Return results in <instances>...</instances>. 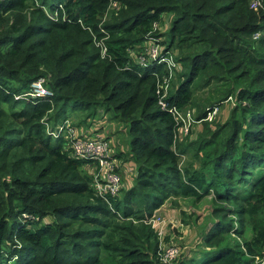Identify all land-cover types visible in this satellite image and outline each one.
I'll use <instances>...</instances> for the list:
<instances>
[{"label": "trees", "instance_id": "16d2710c", "mask_svg": "<svg viewBox=\"0 0 264 264\" xmlns=\"http://www.w3.org/2000/svg\"><path fill=\"white\" fill-rule=\"evenodd\" d=\"M253 1L0 0V264H159L170 245L174 264L264 259V0ZM161 96L196 109V138L181 142ZM228 101V119L210 121ZM105 116L126 133L116 158L132 180L107 198L67 136L50 134L69 122L91 137ZM210 196L195 249L150 221Z\"/></svg>", "mask_w": 264, "mask_h": 264}, {"label": "built area", "instance_id": "2783aa9c", "mask_svg": "<svg viewBox=\"0 0 264 264\" xmlns=\"http://www.w3.org/2000/svg\"><path fill=\"white\" fill-rule=\"evenodd\" d=\"M260 3V0H254L251 4L252 8H257ZM149 55L152 60L158 61L160 63L168 61L167 57L161 54V50L157 46H153L151 48ZM142 62H145V58L142 59ZM38 84L42 89V95L48 94V92L43 89L41 83ZM160 93L161 91L159 94ZM160 104L163 110L169 111V113L173 114V116L178 120V123L183 124L181 129H187V133L189 134L190 130L189 127L187 128V126H190L191 122L194 121V116L192 113L195 112V110L189 111L185 116L179 113L176 109H169L167 103L163 99V96H161ZM208 119L212 120L213 114H209ZM58 129L59 130L55 132L50 131V134H54L56 138H59L62 134L67 136L68 140L71 142L73 155L78 159L84 160L88 163V168H90V171L94 176V184L98 194L104 198H107L108 196L117 197L120 194L122 188V178L118 171L119 164L117 162V158L111 143L109 142L111 140L107 138L104 139L102 137H95V135L91 137L80 138L77 132L70 128L69 122H66V127L61 125L58 127ZM150 221L155 228L161 227L160 235H163V228L165 227L166 223L159 224L157 221V214H154ZM178 255H180V248L170 245L161 250L159 264H174V261Z\"/></svg>", "mask_w": 264, "mask_h": 264}, {"label": "rangeland", "instance_id": "374dc122", "mask_svg": "<svg viewBox=\"0 0 264 264\" xmlns=\"http://www.w3.org/2000/svg\"><path fill=\"white\" fill-rule=\"evenodd\" d=\"M260 5L261 3L257 6V8H260ZM165 19L166 26H168L163 30L164 32H166L171 27V16H166ZM39 86V84H35V92L43 94L42 89ZM205 93L206 95L204 96H207V90L205 91ZM233 106V101H228L221 107L218 106L213 113L212 120L214 121L216 119V121L225 122L228 119ZM194 110L195 112L192 113V115L194 116V121H192L191 125L187 126V128L189 127V130L193 131L192 137L196 138L202 131V123L196 121V116L198 115V113L196 109ZM76 118L77 116L75 117V122H78ZM101 122L102 125L106 124V126L103 128V130L97 132L95 134V137H102L104 139L107 138L111 140L109 142L111 143L115 156H119L120 146H122L123 144L125 145L126 142V133L122 128V125L116 121L111 120L109 116H105L104 120H101ZM187 134V129L181 130L180 136L184 137ZM185 139L186 138H184L181 142H183ZM117 162L120 166L119 173L121 175L123 183L125 182L126 185H129L132 180L128 178L129 176L126 175L128 172V168L126 172L123 171L122 161L117 158ZM127 167H130V165L127 164ZM212 198L213 197L210 196L201 202L182 199L179 200V207H175L172 201H170L156 212L157 221L159 224L166 223L163 219H161L162 217L166 219L167 225L172 223L178 227V231L175 232V235L173 236L176 237V240L178 241L179 245H181L184 252L190 251L191 248L195 249L198 246V243L200 244V241L202 240L200 235L202 232L201 224L205 222L208 214L212 212ZM256 262V264H264L263 259H258Z\"/></svg>", "mask_w": 264, "mask_h": 264}]
</instances>
